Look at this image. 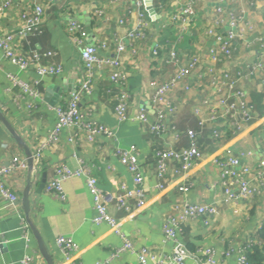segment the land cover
Listing matches in <instances>:
<instances>
[{"label":"crops","instance_id":"1","mask_svg":"<svg viewBox=\"0 0 264 264\" xmlns=\"http://www.w3.org/2000/svg\"><path fill=\"white\" fill-rule=\"evenodd\" d=\"M11 1L8 9H0V30L3 32L14 31L20 25L18 9L25 0L20 3H17L19 0ZM186 1L164 0L162 5L153 1L155 17L147 12L149 24L144 38L135 43L124 41L125 49L119 54L115 49L118 40L136 25V15L131 12L136 9L135 0H53L47 3L41 31L25 38L18 36L15 43L21 49L55 52L43 61L62 64L64 72L60 76L40 77L34 66L21 71L6 60L0 50V109L23 143L18 142L0 122V165L8 163L14 155L26 162L25 168L17 169L7 178L20 197V210L10 211L0 197V264H22L24 257L30 258L29 264H50L41 253L22 210L21 198L29 179V219L51 256L52 264H63L64 261L56 243L58 236L73 239L78 246L75 260L81 264L97 261L139 264L137 255L141 247L152 249L159 255H182V264H205L198 249L211 247L216 252L218 264H236L241 248L248 242L258 241L255 235L264 226V193L247 201L226 200L223 180L213 159L225 148H230L233 153L251 152L246 160L251 166L262 157L264 72L257 71L238 84L246 101L253 106L254 114L253 122L239 133L212 139L210 131L215 125L205 122L209 117L208 107H202L199 112L195 108L198 93L212 101L217 96L206 75L209 66L225 70L230 78L235 79L238 72H247L253 62L264 63V45L254 40L255 35L264 33V0H192L195 17L183 31L176 49L182 64L188 63L192 57L198 62L191 73L193 85L188 90L185 89L188 80H183L166 93L175 111L169 115L164 136L152 134L142 122L118 121L114 113L116 88L108 78V70L96 68L92 74L91 91L81 97L78 105L83 111L91 110L93 118L109 126L114 131V139L98 137L89 143L83 137L73 136L69 141L71 133L79 134V131L77 128L64 129L57 143L42 149L38 165L28 164L29 154L32 157L35 148L46 140L56 122L54 106L43 100L45 90L50 85L61 84L67 77H74L77 84L81 80L82 66L78 52L67 38L66 20L74 17L85 27L88 31L86 44L96 46L100 41H106L105 54L117 57L127 75L128 115L143 110L147 118L153 120V89L148 82L166 81L174 72L169 63V50L179 33L181 21L173 20V15ZM217 7L238 17L237 24L244 35L236 40L230 58L213 61L208 52L215 46V39L204 30L213 26L215 35L229 30L226 21L217 23ZM9 74L37 89L41 98L33 100L24 94L8 79ZM69 97L70 93H63L59 102H66ZM187 129L199 133L197 144L203 158L183 173H177L178 163L169 160L160 179L157 177L155 151L168 146L175 149L186 147L189 144ZM130 145L137 149L145 203L139 206L134 198H128L126 207L115 202L109 205V212L117 220L121 232L132 242L131 249L116 252L122 239L108 224L93 222L95 210L83 176L70 177L63 182L62 200L47 192L45 185L54 175V164L63 163L71 169L83 164L89 167L104 192L114 196L121 194V184L134 190L133 175L115 153L116 148L126 149ZM158 183L161 187L157 186ZM181 186L187 190H179ZM190 202L214 203L217 213L187 220L181 224L176 240L165 238L162 224L167 215L175 213V207Z\"/></svg>","mask_w":264,"mask_h":264},{"label":"built area","instance_id":"2","mask_svg":"<svg viewBox=\"0 0 264 264\" xmlns=\"http://www.w3.org/2000/svg\"><path fill=\"white\" fill-rule=\"evenodd\" d=\"M0 9H8L12 5L11 0H0ZM53 0H25L22 7L18 9V18L20 25L14 31L3 32L0 30V50L3 57L11 64L15 65L19 70L24 71L34 66L36 73L40 77L60 76L64 72V67L60 63L44 62L53 56V51H38L36 49H21L16 46L15 39L19 37L25 38L27 35H33L41 31V26L45 18L46 4ZM158 5H162L164 0H153ZM20 3V0L17 2ZM62 7V5H59ZM136 25L132 29H128L116 45V53L119 54L125 49L124 41L135 43L145 36V30L148 27L147 11L145 10L144 0H135ZM217 23L226 21L229 30L225 34H213V26L205 29V34L214 36L215 46L209 49V56L213 61L221 58H230L235 51V42L242 39L244 33L239 29L238 17L232 12H225L222 8H216ZM195 17V9L193 1L187 0L179 8V11L173 15V20L181 21V28L178 30L175 42L169 50V63L174 67V72L166 81L157 82L150 80L148 86L153 89L152 102L155 116L153 120H149L143 110L136 112L134 115H128L129 95L127 90V75L121 69V62L117 57H110L105 54L107 43L105 40L99 42L98 45H88L85 43L88 31L77 20L70 18L65 22V30L70 44L79 54L82 66L81 80L76 91L70 93L69 99L64 102H58L55 106L56 122L52 129L47 133L46 140L33 151L32 163L38 165L40 163L41 151L44 147L55 144L59 141L60 133L64 129L77 128L79 134L75 132L69 136V141L73 140V136L83 137L87 142L91 143L98 137L114 139V131L107 125L100 123L92 117L91 110L88 112L79 108V101L84 94L91 91V79L94 69H107L108 78L114 84L115 105L114 113L118 121L135 120L145 124L152 134L164 136L168 128L169 115L174 113L170 102L167 100L166 93L178 86L183 80H188L185 89H189L192 84L190 78L198 59L190 58L188 63L182 64L179 58V52L176 45L180 42L183 31L192 23ZM121 23L123 20L120 21ZM254 40L264 45V33L257 34ZM100 49V50H99ZM264 72V63L253 62L247 72H238L236 78H230L229 73L225 70L216 68L211 65L206 70V75L210 79L211 85L216 90V98L214 101L207 98L206 95L197 94L198 106L195 108L199 112L202 107H208V121L215 126L210 131L212 139H219L224 135H235L249 126L254 120L253 106L250 105L243 94V90L238 87L242 79L249 78L256 74L255 72ZM14 85L19 86L24 94L34 99L41 98L37 89L32 88L28 83L21 81L13 74L8 75ZM264 82V80H263ZM171 129L174 126L170 124ZM189 144L186 147L175 149L166 147L155 151V164L157 177L161 179L167 165V161L174 160L178 163L177 173H183L191 169L193 164L203 158V152L197 144L199 133L192 129H187ZM116 155L119 160L126 166L127 170L133 175L134 190L127 189L121 184L122 192L116 196L111 193L104 192L97 184V179L92 176L90 169L86 165H81L71 169L63 163L54 164V175L45 185V190L52 193L58 199H64L62 184L70 177L83 176L85 184L91 195L93 209L95 215L93 222L95 224L106 223L115 229L118 225L117 220L109 212V205L115 202L119 206L126 207L127 199L134 198L138 205H144V195L142 189L143 176L138 164V154L135 145H130L126 149L116 148ZM251 156V152L238 151L233 153L230 148L223 149L213 162L220 171L222 178V187L225 199L228 201H247L256 195L264 193V148L263 155L255 166L249 165L246 161ZM26 162L18 155L10 158L6 164L0 165V197L4 201L5 207L10 211L20 210V197L13 188L8 177L19 168H25ZM157 186L161 187V183ZM179 190H187L181 186ZM176 212L167 215L162 224V232L165 238L176 240L179 236V228L181 224L187 220L197 219L201 215H215L217 206L214 203H195L190 202L183 206H177ZM262 224L264 225V217ZM26 226V224H24ZM115 233L122 239V245L116 249V252L132 248V242L118 228ZM56 243L64 256L63 264H81L76 263L75 256L78 251L77 244L70 237L58 236ZM248 242L247 244H249ZM246 244V245H247ZM204 257L205 264H218L216 252L211 247L198 249ZM226 254H228L226 252ZM139 264H182L184 257L179 254L159 255L152 249L141 247L138 251ZM30 258L24 257L22 264H29ZM94 264H108L107 261H97ZM236 264H248L244 256V247L237 258Z\"/></svg>","mask_w":264,"mask_h":264},{"label":"water","instance_id":"3","mask_svg":"<svg viewBox=\"0 0 264 264\" xmlns=\"http://www.w3.org/2000/svg\"><path fill=\"white\" fill-rule=\"evenodd\" d=\"M144 5H145V9L146 11L149 13V15L154 18L155 17V10L153 8V0H144ZM79 15H77L78 17ZM73 19H75L73 17ZM77 20V19H75ZM75 78L72 77H67L66 79H63V81L61 82V84L59 85H50L49 87H47V89L44 92V96H43V100L45 102H47L50 106H55L59 100H60V96L63 93H72L74 91H76L79 87V84L75 83ZM0 122L6 127V129L13 135V137L20 142L21 144H23L20 140V138L14 133L13 129L11 128L9 122L6 120L5 116L3 115V113L1 112L0 109ZM28 164L29 166L32 165V157L31 154H29V158H28ZM42 186L44 185V181L41 184ZM30 179L28 181L27 187L25 188L23 194H22V198H21V203H22V210L24 212V214L26 215V219L28 220V222L30 223V227L32 229L33 234L35 235L36 239H37V243L39 246V249L41 251V253L43 254V256L49 261L50 264H52L51 261V256L47 253L42 240L35 228V226L33 224H31L30 219H29V211H30V200H29V192H30Z\"/></svg>","mask_w":264,"mask_h":264},{"label":"trees","instance_id":"4","mask_svg":"<svg viewBox=\"0 0 264 264\" xmlns=\"http://www.w3.org/2000/svg\"><path fill=\"white\" fill-rule=\"evenodd\" d=\"M255 237L257 242L252 241L244 245V256L248 264H264V226L256 233Z\"/></svg>","mask_w":264,"mask_h":264},{"label":"rangeland","instance_id":"5","mask_svg":"<svg viewBox=\"0 0 264 264\" xmlns=\"http://www.w3.org/2000/svg\"><path fill=\"white\" fill-rule=\"evenodd\" d=\"M116 228H118V229L120 230V228H119V224L116 226ZM116 228H115V229H116ZM112 229H113V228H112ZM115 229H113L114 232H115Z\"/></svg>","mask_w":264,"mask_h":264}]
</instances>
